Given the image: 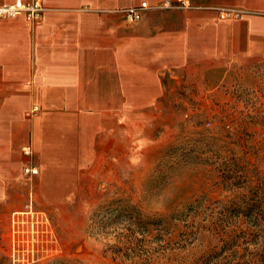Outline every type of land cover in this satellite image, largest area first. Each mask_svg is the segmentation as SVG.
Segmentation results:
<instances>
[{
    "label": "rangeland",
    "instance_id": "374dc122",
    "mask_svg": "<svg viewBox=\"0 0 264 264\" xmlns=\"http://www.w3.org/2000/svg\"><path fill=\"white\" fill-rule=\"evenodd\" d=\"M184 82L123 113L72 201L23 176L0 209V264H264V59Z\"/></svg>",
    "mask_w": 264,
    "mask_h": 264
},
{
    "label": "crops",
    "instance_id": "0c3cea01",
    "mask_svg": "<svg viewBox=\"0 0 264 264\" xmlns=\"http://www.w3.org/2000/svg\"><path fill=\"white\" fill-rule=\"evenodd\" d=\"M162 1L42 0L36 21L0 18V209L23 176L45 202L72 201L136 103H164L172 80L199 83L222 61L264 59V0H191L197 8L150 9L136 23L117 12ZM219 9L242 14L222 20Z\"/></svg>",
    "mask_w": 264,
    "mask_h": 264
},
{
    "label": "built area",
    "instance_id": "2783aa9c",
    "mask_svg": "<svg viewBox=\"0 0 264 264\" xmlns=\"http://www.w3.org/2000/svg\"><path fill=\"white\" fill-rule=\"evenodd\" d=\"M197 8L191 2V0H174V1H162L154 6H150L146 2H141L140 4L120 9L117 12L123 16L126 22L136 23L140 21L143 15L150 9L156 10H167V9H177V10H191ZM44 11V6L42 0H30L29 2H24L22 0H15L11 4H0V18H11L17 15L24 14L32 21H36L40 18L42 12ZM242 14V11L235 9H219L217 11V16L222 20L236 19ZM23 153L25 155H30L31 151L29 148H24ZM38 173L36 167H28L24 169V174L27 176H33Z\"/></svg>",
    "mask_w": 264,
    "mask_h": 264
},
{
    "label": "trees",
    "instance_id": "16d2710c",
    "mask_svg": "<svg viewBox=\"0 0 264 264\" xmlns=\"http://www.w3.org/2000/svg\"><path fill=\"white\" fill-rule=\"evenodd\" d=\"M257 207H258V204L254 203L252 201L246 202V205H245L246 210L250 211V212H255L254 210H255V208L257 209ZM137 216L139 218V221L143 220V221H141V224L147 223V221L145 220L146 218H148L147 220H150L152 225H159L160 226L164 223V221H167L166 217H157L156 215H154L155 217L154 216L146 217V215L144 213L142 214L140 211H139ZM141 227H143V225H141ZM115 251L117 252L118 250H115Z\"/></svg>",
    "mask_w": 264,
    "mask_h": 264
}]
</instances>
